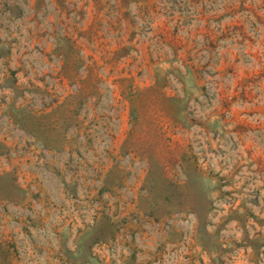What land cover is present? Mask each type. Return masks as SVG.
I'll list each match as a JSON object with an SVG mask.
<instances>
[{
	"label": "rangeland",
	"instance_id": "374dc122",
	"mask_svg": "<svg viewBox=\"0 0 264 264\" xmlns=\"http://www.w3.org/2000/svg\"><path fill=\"white\" fill-rule=\"evenodd\" d=\"M188 2L0 0V264H264V170L150 65Z\"/></svg>",
	"mask_w": 264,
	"mask_h": 264
},
{
	"label": "crops",
	"instance_id": "0c3cea01",
	"mask_svg": "<svg viewBox=\"0 0 264 264\" xmlns=\"http://www.w3.org/2000/svg\"><path fill=\"white\" fill-rule=\"evenodd\" d=\"M184 11L191 17L177 24L167 13L155 22L174 53L150 65L186 71V87L209 94L211 116L264 170V0H189ZM165 88L175 93L173 84Z\"/></svg>",
	"mask_w": 264,
	"mask_h": 264
}]
</instances>
